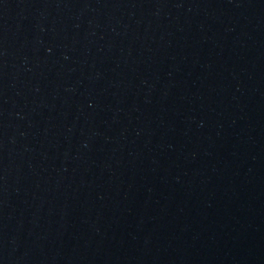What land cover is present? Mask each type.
<instances>
[{
	"label": "water",
	"instance_id": "95a60500",
	"mask_svg": "<svg viewBox=\"0 0 264 264\" xmlns=\"http://www.w3.org/2000/svg\"><path fill=\"white\" fill-rule=\"evenodd\" d=\"M0 264H264V0H0Z\"/></svg>",
	"mask_w": 264,
	"mask_h": 264
}]
</instances>
